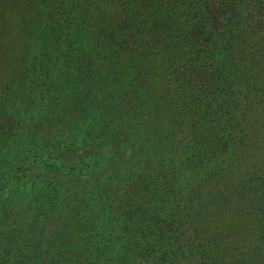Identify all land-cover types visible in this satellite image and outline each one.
Here are the masks:
<instances>
[{
    "label": "trees",
    "instance_id": "16d2710c",
    "mask_svg": "<svg viewBox=\"0 0 264 264\" xmlns=\"http://www.w3.org/2000/svg\"><path fill=\"white\" fill-rule=\"evenodd\" d=\"M0 11V264H264V0Z\"/></svg>",
    "mask_w": 264,
    "mask_h": 264
},
{
    "label": "rangeland",
    "instance_id": "374dc122",
    "mask_svg": "<svg viewBox=\"0 0 264 264\" xmlns=\"http://www.w3.org/2000/svg\"><path fill=\"white\" fill-rule=\"evenodd\" d=\"M2 11V10H1ZM0 11V28L2 29V34L3 36H0V80H1V76H3V73L5 71L6 65L4 64L3 60L1 59L2 57V51L1 48L3 47L2 45L9 42L12 38L13 35V23L11 24V15H9V13L7 14L6 12H1ZM8 21L7 25H8V29L4 31V28L6 26V24H4L3 20ZM5 25V26H4Z\"/></svg>",
    "mask_w": 264,
    "mask_h": 264
}]
</instances>
